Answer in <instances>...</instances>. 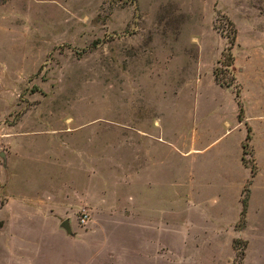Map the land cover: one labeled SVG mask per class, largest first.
Returning <instances> with one entry per match:
<instances>
[{"label": "rangeland", "instance_id": "1", "mask_svg": "<svg viewBox=\"0 0 264 264\" xmlns=\"http://www.w3.org/2000/svg\"><path fill=\"white\" fill-rule=\"evenodd\" d=\"M237 91L251 116L264 110V0H0V264H38L35 243L82 242L94 227L128 260L131 152L144 156L157 129L186 156L196 129L234 118ZM178 206L170 242L158 235L171 260ZM66 220L67 240L53 230ZM245 223L202 264H264V221Z\"/></svg>", "mask_w": 264, "mask_h": 264}, {"label": "crops", "instance_id": "2", "mask_svg": "<svg viewBox=\"0 0 264 264\" xmlns=\"http://www.w3.org/2000/svg\"><path fill=\"white\" fill-rule=\"evenodd\" d=\"M235 103L233 119L215 122L209 131L195 130L191 137L197 147L185 153L186 156L171 150L168 135L157 129L146 132L144 156L137 151L135 155L131 152L128 242L136 247L130 250L128 260L118 252L119 244L123 242L114 243L108 237L106 240L99 237L103 234L109 236L112 232L94 227L87 233L91 236L82 242L44 244L49 241L45 238L35 243L32 249L35 261L38 264H202L203 252L212 253L216 259L222 241L227 234L235 232L240 222L245 198L243 192L249 183L246 221H264V203L260 202L264 193V130H259L258 135L254 124H264V110L259 108L261 112L255 117L249 114L246 106L240 121L236 98ZM153 127L162 126L155 124ZM248 128L251 129L250 141L255 151V174L244 159L243 144ZM237 132L239 134L235 135ZM203 138L208 139L207 144L198 147L197 143ZM171 167L175 170L173 180ZM171 199L178 201L183 219L176 232L179 236L178 253L173 260L169 254L171 245H160L158 238L160 234H167L170 242L171 229L166 217ZM53 230L64 239H70L71 234L67 231ZM192 251L194 256L190 258Z\"/></svg>", "mask_w": 264, "mask_h": 264}, {"label": "trees", "instance_id": "3", "mask_svg": "<svg viewBox=\"0 0 264 264\" xmlns=\"http://www.w3.org/2000/svg\"><path fill=\"white\" fill-rule=\"evenodd\" d=\"M223 57H226V54L223 53ZM228 58H229L230 61L228 62V64L226 65V67H227V68H231V67L233 66V60H234L232 54H230V55L228 56ZM220 63H221V62H220ZM214 75H215V79H216V81L219 82V83H221V85H228V86L231 85V84H227V83L221 81V80L219 79V76H218L216 70H215V72H214ZM235 94H236L237 103H238L239 108H240V112H239V120L242 121V120H243V116H244V107H243V104H242V101H241V92H240V91H237ZM251 137H252V135H251V129L248 128V135H247L246 141L249 142V141L251 140ZM246 147H247V144H243V148H246ZM252 172H253V174H255L254 169H252ZM245 191H247V190H245ZM247 202H248V198L245 197V198L243 199V211H242L241 218H240V223H241V224H244L245 221H246ZM235 250H236L237 253H238V248H237V246H236V243H235Z\"/></svg>", "mask_w": 264, "mask_h": 264}, {"label": "water", "instance_id": "4", "mask_svg": "<svg viewBox=\"0 0 264 264\" xmlns=\"http://www.w3.org/2000/svg\"><path fill=\"white\" fill-rule=\"evenodd\" d=\"M62 227L69 233L72 234L71 224L68 220L62 223Z\"/></svg>", "mask_w": 264, "mask_h": 264}, {"label": "built area", "instance_id": "5", "mask_svg": "<svg viewBox=\"0 0 264 264\" xmlns=\"http://www.w3.org/2000/svg\"><path fill=\"white\" fill-rule=\"evenodd\" d=\"M87 216L84 214L83 218L81 219L82 224H87Z\"/></svg>", "mask_w": 264, "mask_h": 264}]
</instances>
